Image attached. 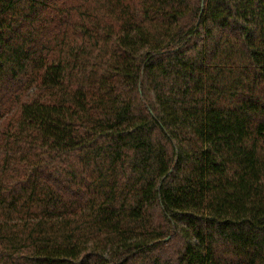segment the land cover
<instances>
[{"label": "trees", "instance_id": "1", "mask_svg": "<svg viewBox=\"0 0 264 264\" xmlns=\"http://www.w3.org/2000/svg\"><path fill=\"white\" fill-rule=\"evenodd\" d=\"M0 264H264V0H0Z\"/></svg>", "mask_w": 264, "mask_h": 264}]
</instances>
